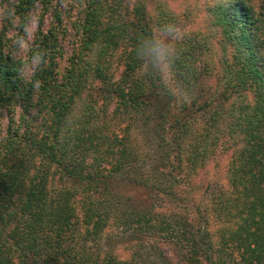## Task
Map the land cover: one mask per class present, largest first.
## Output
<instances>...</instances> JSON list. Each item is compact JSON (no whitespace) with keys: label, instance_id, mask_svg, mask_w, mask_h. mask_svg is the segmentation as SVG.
<instances>
[{"label":"trees","instance_id":"1","mask_svg":"<svg viewBox=\"0 0 264 264\" xmlns=\"http://www.w3.org/2000/svg\"><path fill=\"white\" fill-rule=\"evenodd\" d=\"M75 1L71 25L53 0L15 3L21 18L44 10L34 43L47 64L31 82L17 74L22 58L11 53L10 28L0 34V264H155L145 248L166 264L164 252L142 240L155 236L176 242L186 264H264V0L205 1L207 30L179 44L178 69L197 89L180 106L143 76L135 56L138 36L179 23L166 6L153 16L150 0ZM210 36L218 51L214 93L204 87ZM140 127L159 139L155 178L175 180L188 139L196 173L215 153L228 156L230 188L213 203L215 235L208 217L194 222L124 205L119 189L127 181L163 187L148 184L132 144ZM114 228L139 242L131 260L106 242Z\"/></svg>","mask_w":264,"mask_h":264},{"label":"rangeland","instance_id":"2","mask_svg":"<svg viewBox=\"0 0 264 264\" xmlns=\"http://www.w3.org/2000/svg\"><path fill=\"white\" fill-rule=\"evenodd\" d=\"M206 0H150L149 9H152L153 16H155L157 5H164L171 11L174 17H177L179 23L185 30V38L189 37L191 33H205L207 30L208 23L204 21V15L202 7ZM3 2V0H0ZM18 0H14L17 3ZM54 4H62V9L65 11L64 17L65 22L68 25L74 21L77 15V4L75 0H53ZM39 12L40 17L44 15V10L41 5H38L36 9ZM52 19L51 14H48L45 18V27H49ZM15 21L13 24L15 25ZM9 25V26H8ZM156 25V24H154ZM5 27L10 28L5 31L7 39H10L9 45H11V39L14 35L13 27H10L9 23L0 25V34ZM72 37V30H70ZM209 42L212 51L211 53L205 51L204 61H208V68L211 74L206 75L205 80L206 89L210 92H216L219 87L216 82V76L214 74L218 59V51L215 38L209 37ZM72 40L68 39L66 42V51L71 53L72 51ZM181 43V42H180ZM11 53L16 55L12 47ZM18 57V56H17ZM204 63L202 62V65ZM202 86V85H201ZM189 104V103H185ZM182 105V104H181ZM180 106V105H179ZM132 144L134 149L141 158V165H143L144 171L149 176L150 185H163L161 190H152L151 188H142L135 186V184H128V181L121 184L119 193L123 197L125 206L128 208H151L155 213L160 214L167 218L172 216H190L192 221L198 222L202 217H208L210 220L211 231L215 235L220 224L215 218L213 203L217 198L220 197L223 191L229 190V184L227 180V167H228V156L220 153H215L214 157L205 165L200 168L199 172H194L188 161L189 155V139L185 144V156L182 167L173 171L175 180L168 181L159 177L155 178V169L161 170L159 155L160 146L159 139L155 136H151L148 129L140 127L132 131ZM161 179V182L158 181ZM166 188V191H163ZM155 189V188H154ZM168 191H171L168 193ZM167 193V194H166ZM154 206V207H153ZM109 239L106 242L110 243L113 253L120 256L122 259L128 261L131 260L132 256L136 255V249L138 248V241L135 237H130L129 232H125L122 228H114L109 231ZM217 238V236H216ZM143 242L146 243L145 247H149L150 244L160 248L165 254L166 264H186L181 256L180 247L176 242L165 239L164 237L155 236L154 238L144 237ZM147 254H151L155 264L161 263V260L154 257L155 254L150 249L144 250V258H147Z\"/></svg>","mask_w":264,"mask_h":264},{"label":"clouds","instance_id":"3","mask_svg":"<svg viewBox=\"0 0 264 264\" xmlns=\"http://www.w3.org/2000/svg\"><path fill=\"white\" fill-rule=\"evenodd\" d=\"M15 23L11 47L16 56L22 58L17 69L21 79L33 81L37 72L47 64V53L35 45L40 28V15L36 10L17 15L14 0L0 2V25ZM185 30L180 23L168 21L158 23L146 34L137 37L135 56L144 77L153 80L161 95L168 97L171 106L190 103L196 94V85L190 83L179 71L181 61L180 42L185 39ZM39 84V81H35ZM65 127H68L67 121Z\"/></svg>","mask_w":264,"mask_h":264}]
</instances>
